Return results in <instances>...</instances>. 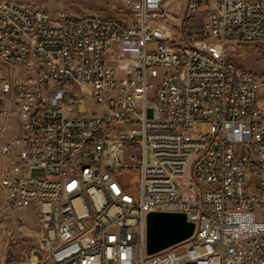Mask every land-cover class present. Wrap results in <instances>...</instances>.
<instances>
[{
    "label": "built area",
    "instance_id": "built-area-1",
    "mask_svg": "<svg viewBox=\"0 0 264 264\" xmlns=\"http://www.w3.org/2000/svg\"><path fill=\"white\" fill-rule=\"evenodd\" d=\"M180 3L0 0V120L20 122L1 186L8 210H34L43 255L26 264H264V72L230 57L264 44V0ZM77 93L96 109L78 116ZM153 212L193 236L147 255Z\"/></svg>",
    "mask_w": 264,
    "mask_h": 264
},
{
    "label": "rangeland",
    "instance_id": "rangeland-1",
    "mask_svg": "<svg viewBox=\"0 0 264 264\" xmlns=\"http://www.w3.org/2000/svg\"><path fill=\"white\" fill-rule=\"evenodd\" d=\"M17 2L39 5L50 12L69 10L74 15H80L83 9L88 8L102 15H115L105 8L104 0L77 1V0H12ZM186 0H181L180 7L175 6L177 14L184 11ZM196 38V35L195 37ZM232 60L245 70L252 72H264V44H249L241 46L234 54ZM74 108L78 116H86L88 108L96 109L90 98L84 94L74 95ZM20 130V122L15 115L0 120V264H26L34 255L39 261L43 260L42 253L38 250L40 229L34 210L17 213L6 208L5 194L1 186V177L6 160L1 153L4 143L15 137ZM34 177H42L43 170H33ZM23 217L20 223L14 221ZM10 230V234H9Z\"/></svg>",
    "mask_w": 264,
    "mask_h": 264
},
{
    "label": "water",
    "instance_id": "water-1",
    "mask_svg": "<svg viewBox=\"0 0 264 264\" xmlns=\"http://www.w3.org/2000/svg\"><path fill=\"white\" fill-rule=\"evenodd\" d=\"M146 253L153 255L188 241L195 225L183 213L153 212L147 215Z\"/></svg>",
    "mask_w": 264,
    "mask_h": 264
},
{
    "label": "crops",
    "instance_id": "crops-1",
    "mask_svg": "<svg viewBox=\"0 0 264 264\" xmlns=\"http://www.w3.org/2000/svg\"><path fill=\"white\" fill-rule=\"evenodd\" d=\"M174 7H175V6H173V7L171 8V10H172V12H174L175 14H177L176 9L173 10ZM181 14H182V13H181ZM202 23H203V21H202V15H200L197 19L191 21V24H190L191 32H192V33H195V34H198V33L201 31ZM19 134H20V130H19V132L17 133V135H16L15 137H17ZM15 137H13V138H15ZM13 138H12V139H13ZM10 140H11V139H10Z\"/></svg>",
    "mask_w": 264,
    "mask_h": 264
},
{
    "label": "bare ground",
    "instance_id": "bare-ground-1",
    "mask_svg": "<svg viewBox=\"0 0 264 264\" xmlns=\"http://www.w3.org/2000/svg\"><path fill=\"white\" fill-rule=\"evenodd\" d=\"M19 107H26V100H19Z\"/></svg>",
    "mask_w": 264,
    "mask_h": 264
}]
</instances>
